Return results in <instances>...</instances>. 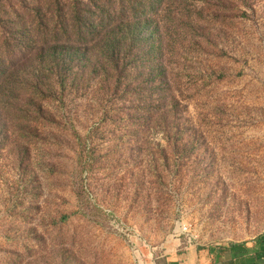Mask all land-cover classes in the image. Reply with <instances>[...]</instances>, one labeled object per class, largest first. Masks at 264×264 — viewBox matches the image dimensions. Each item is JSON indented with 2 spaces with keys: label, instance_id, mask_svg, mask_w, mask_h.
<instances>
[{
  "label": "rangeland",
  "instance_id": "374dc122",
  "mask_svg": "<svg viewBox=\"0 0 264 264\" xmlns=\"http://www.w3.org/2000/svg\"><path fill=\"white\" fill-rule=\"evenodd\" d=\"M203 1L160 7L162 101L93 81L0 131V264H168L264 234V0Z\"/></svg>",
  "mask_w": 264,
  "mask_h": 264
},
{
  "label": "trees",
  "instance_id": "16d2710c",
  "mask_svg": "<svg viewBox=\"0 0 264 264\" xmlns=\"http://www.w3.org/2000/svg\"><path fill=\"white\" fill-rule=\"evenodd\" d=\"M43 1L49 4L44 6ZM62 1L23 0L19 6L26 13L15 9L10 24L0 19V30L6 34L0 35V131L4 136L27 133L26 128L34 133L36 125L24 121L39 120L44 111L51 116L43 100L65 101L93 81L103 86V96L124 86L126 91L133 88L149 95L146 99L153 102L162 101L166 64L161 51L164 35L170 32L168 24L176 17L162 13L160 7L164 3L185 10L192 7L201 14L195 5L198 0H65L64 7ZM214 1L225 0H204L203 4ZM42 7L48 8L44 15ZM6 144L2 142L0 150ZM256 246L258 254L264 252V234L256 238ZM237 249L239 254L249 250L245 243L227 248Z\"/></svg>",
  "mask_w": 264,
  "mask_h": 264
},
{
  "label": "crops",
  "instance_id": "0c3cea01",
  "mask_svg": "<svg viewBox=\"0 0 264 264\" xmlns=\"http://www.w3.org/2000/svg\"><path fill=\"white\" fill-rule=\"evenodd\" d=\"M238 244V243H232ZM258 245V244H257ZM229 245L213 247L204 251H198L195 248L194 253L182 254L180 257L171 258L168 264H264V252L258 254L256 239L246 242L245 246L249 249L248 253L243 251L239 254V249L229 251ZM238 252V253H237ZM183 262H181V260Z\"/></svg>",
  "mask_w": 264,
  "mask_h": 264
},
{
  "label": "built area",
  "instance_id": "2783aa9c",
  "mask_svg": "<svg viewBox=\"0 0 264 264\" xmlns=\"http://www.w3.org/2000/svg\"><path fill=\"white\" fill-rule=\"evenodd\" d=\"M180 231L183 232V233H185V232L187 231V227L183 225V226L180 228Z\"/></svg>",
  "mask_w": 264,
  "mask_h": 264
}]
</instances>
